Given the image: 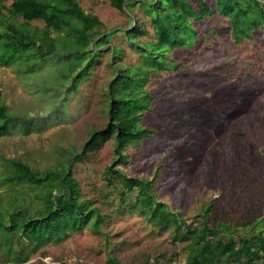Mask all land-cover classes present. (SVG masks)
<instances>
[{
	"label": "rangeland",
	"instance_id": "1",
	"mask_svg": "<svg viewBox=\"0 0 264 264\" xmlns=\"http://www.w3.org/2000/svg\"><path fill=\"white\" fill-rule=\"evenodd\" d=\"M185 1L197 5V0ZM213 1L205 0L212 9ZM258 1L264 6V0ZM75 2L86 15L97 18L101 33L114 36L107 45L93 50L102 54L69 95L65 103L68 124L42 134L0 138V176L4 160H21L37 171L69 167L82 198L101 210L106 223L102 234L88 229L72 234L62 243L41 248L23 264L186 263L188 243L173 242L171 230L160 232L137 213L121 209L120 185L111 188L104 178L108 167L130 178L152 181L156 200L194 228L209 209L208 224L229 227L235 238L253 230L264 233V27L251 41L235 46L227 38L224 20L213 16L196 24L201 36L210 30L218 36L201 37L193 51L167 54L166 58L179 66L177 72L149 76L144 90L153 102L142 125L154 133L137 146L128 145L121 152L126 156L122 162L115 156L114 140H110L100 150L88 153L86 160L68 166L70 155L81 152L91 133L109 124L107 90L115 70L110 50L121 51L120 67L135 68L141 63L139 53L119 32L139 28L146 33L136 35L141 44L155 40L150 19L139 7L130 13L126 4L120 13L108 0ZM29 28L42 33L44 25L32 23ZM50 37L63 35L53 33ZM58 68L55 65L25 74L24 62L0 67V103L7 113L34 117L54 109L60 100L36 94L35 89L39 85L54 87ZM0 195L4 206L22 205L30 216L40 207L22 187L2 186ZM134 196L130 194L132 199ZM2 258L0 253V264H12Z\"/></svg>",
	"mask_w": 264,
	"mask_h": 264
},
{
	"label": "trees",
	"instance_id": "2",
	"mask_svg": "<svg viewBox=\"0 0 264 264\" xmlns=\"http://www.w3.org/2000/svg\"><path fill=\"white\" fill-rule=\"evenodd\" d=\"M111 8L124 13L139 7L150 19L155 40L141 44L136 35L145 36L139 28L119 33L139 53L141 63L135 68L118 66L119 48L110 50L115 67L107 90L109 102L107 121L100 131H93L81 152H74L67 165L86 160L91 151H98L110 140L115 142V156L119 162L126 156L121 152L137 146L154 132L143 124V115L150 111L153 98L144 89L149 76L158 73H175L179 66L166 58L174 51H193L200 38L214 35L210 30L201 36L196 24L213 16L228 24V39L239 46L252 40V35L264 27V6L258 0H214L213 9L205 0L190 5L185 0H108ZM127 1V3H125ZM10 3L5 7V3ZM5 12L8 18L2 14ZM21 19L23 24L15 23ZM41 23L39 33L29 28ZM0 67L8 68L24 62L25 74H37L58 65L57 81L53 86L39 85L36 94L58 99V105L43 116H13L0 103V138L13 134L30 136L68 124L65 103L78 89L79 81L86 78L95 58L113 38L114 34L101 33V24L95 16L85 14L75 0H0ZM63 37L51 38L52 34ZM221 32L219 31V34ZM94 42L92 49L89 48ZM81 69L80 72L78 70ZM0 187H22L32 193L39 209L30 216L27 207L4 206L0 195V253L5 263L23 264L41 248L56 245L72 234L91 230L102 234L106 216L90 201L82 198L78 182L69 167H56L37 171L25 162L4 160ZM104 178L111 188L117 183L122 210L137 213L160 232L172 231V241L188 243L185 264H264V233L253 230L251 234L238 235L223 225L213 228L206 221V209L200 225H187L179 213L171 212L164 202L156 200L153 182L123 175L112 167L106 168ZM135 193L134 198L130 197ZM2 204V205H1ZM171 264V263H168Z\"/></svg>",
	"mask_w": 264,
	"mask_h": 264
}]
</instances>
